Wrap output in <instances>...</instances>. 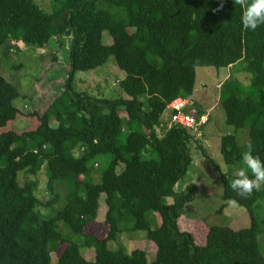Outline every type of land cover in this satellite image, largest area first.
Returning <instances> with one entry per match:
<instances>
[{"label":"trees","instance_id":"obj_1","mask_svg":"<svg viewBox=\"0 0 264 264\" xmlns=\"http://www.w3.org/2000/svg\"><path fill=\"white\" fill-rule=\"evenodd\" d=\"M247 2L55 0L47 13L35 0H0V47L42 49L53 39L61 47L73 38L64 90L41 114L21 113L14 104L20 91L0 73V264H52L62 245L57 264H264L259 239L264 220L257 218L264 186L241 197L230 188L237 175L221 174L219 212L243 207L251 226H212L203 245L181 229V212L197 190L191 185L178 193L175 187L193 162V146L213 160L200 142L204 126L170 127V117L164 120L169 104L193 96L198 68L227 70L245 62L241 70L251 75L250 83L227 79L220 103L227 124L247 129L250 141L240 146L227 135L220 151L235 166L251 145L264 161V25L243 29L240 15ZM104 32L111 45L104 44ZM111 56L125 74L119 97L75 90L78 72L95 71ZM188 108L198 120L206 115L197 104ZM22 116L36 119L33 132L5 131ZM101 158L110 163L97 183L93 175ZM42 171L47 201L38 195ZM63 191L66 202L58 209ZM103 195L109 233L100 239L86 234L84 224L98 218ZM136 232L155 243L153 261L139 249L131 254L110 249L122 235ZM84 251H94L93 259Z\"/></svg>","mask_w":264,"mask_h":264},{"label":"rangeland","instance_id":"obj_2","mask_svg":"<svg viewBox=\"0 0 264 264\" xmlns=\"http://www.w3.org/2000/svg\"><path fill=\"white\" fill-rule=\"evenodd\" d=\"M36 4L45 12L53 10L55 0H35ZM104 44L111 45L113 40L108 32H104ZM73 38H67L60 47L55 39L42 49H36L25 45H11L0 47V73L7 82L14 85L21 96L14 102L24 115L43 113L64 90V85L69 77L70 55ZM246 63L240 62L237 66L229 69L218 70L214 67H200L197 69L196 87L193 96L190 98L191 105L188 109L197 104L208 116V123L200 133V142L204 146L206 154L211 157L213 163L203 156L196 147L192 148L193 162L189 167L186 176L176 185L175 191L185 192L193 185L196 187V198L186 205L182 210L179 225L182 230L193 233L197 244L203 245L208 229L212 226L230 227L233 230L246 229L251 226V219L248 211L238 205H230L221 213L219 210L224 205L223 186L221 174L237 175L238 171L244 167L243 162L235 166L227 165L220 151L221 139L227 135L237 138L238 144L244 146L249 143L247 129H236L226 122L225 111L220 103V89L227 79L237 78L243 84L250 83L251 75L244 73L241 68H245ZM74 87L77 91H88L106 97H119L121 90L119 81L125 78V74L116 65L115 58L111 56L103 67L95 71L78 72L75 76ZM165 113L164 120L167 119ZM125 117V113H121ZM38 126L35 118L19 117L15 122L5 129L15 130L21 133L33 132ZM4 131V130H3ZM2 130H0L1 134ZM77 155V154H75ZM110 160L99 159V166L96 167L93 178L100 182L102 172L109 165ZM21 175V173L19 174ZM38 195L43 201L49 200L50 196L46 189V176L42 171L39 176ZM21 181L25 182L24 177ZM65 191L62 192V200L58 209L65 205ZM168 199V203H172ZM42 213L48 217L50 211L41 209ZM107 206L105 196L100 199V209L98 218L94 222H86L84 230L86 234H93L100 239L106 238L109 233V226L105 222ZM257 218L264 220V199L258 203ZM61 229L63 224H59ZM264 230V227H263ZM260 243L264 248V233L260 236ZM64 245L60 251L52 255V264H57L58 258L65 250ZM111 250L122 247L128 254L135 249L147 253L149 262L156 258L157 247L153 241L147 239L145 232L135 234H124L117 243H110ZM87 260H92L94 251L85 252Z\"/></svg>","mask_w":264,"mask_h":264},{"label":"clouds","instance_id":"obj_3","mask_svg":"<svg viewBox=\"0 0 264 264\" xmlns=\"http://www.w3.org/2000/svg\"><path fill=\"white\" fill-rule=\"evenodd\" d=\"M240 24L245 30L254 31L264 25V0H248L240 15ZM244 167L231 181L230 188L241 197L249 196L264 186V161L252 154L251 145L241 156Z\"/></svg>","mask_w":264,"mask_h":264},{"label":"built area","instance_id":"obj_4","mask_svg":"<svg viewBox=\"0 0 264 264\" xmlns=\"http://www.w3.org/2000/svg\"><path fill=\"white\" fill-rule=\"evenodd\" d=\"M191 105L190 100L178 98L168 105L166 113L170 117L169 126H183L197 129L208 123V116L205 115L198 120L195 115L187 113L186 109Z\"/></svg>","mask_w":264,"mask_h":264}]
</instances>
